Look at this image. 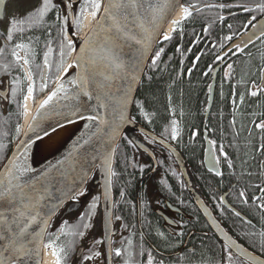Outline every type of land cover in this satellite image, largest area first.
Wrapping results in <instances>:
<instances>
[{"label":"snow or ice","instance_id":"obj_1","mask_svg":"<svg viewBox=\"0 0 264 264\" xmlns=\"http://www.w3.org/2000/svg\"><path fill=\"white\" fill-rule=\"evenodd\" d=\"M206 7L223 8L225 5H206ZM181 8V20H171V16ZM243 8L248 13L264 14V0H259L255 7L243 6ZM193 10L199 13L202 9L196 3L184 6L182 0H106V2L104 0H79V11L75 13V19L72 20V0H68L67 4L64 3V0H0V23L4 24V29L0 32V36H3V41L0 42V58L5 60H8V57L12 58L8 60L6 71L15 66L23 72L22 58L17 50L25 52L23 65H28L31 68V61L27 57L32 49L22 42L25 30L35 31L40 28L51 36V29L56 28L61 37L59 63L56 65L49 63L48 54L52 52V48L48 47V51L44 53L43 71L40 76L43 81L40 84V89L44 90L48 88L45 78L51 79L54 69L53 82L56 87L42 101L39 110L29 123L25 132L27 139L21 141L16 150L10 154L5 152L4 160L0 164V264H32L33 256H36L38 261L41 246L53 247L51 243L42 244V237L45 229L50 225V220L44 217L51 214L48 204L52 201L55 192L60 193V196L56 197L57 200L67 198L76 201L78 197L86 194L84 184L87 177L91 175L92 169L102 167L108 177L105 181L106 196L111 184L110 178L116 175L111 167V153L115 149L108 142L114 143L121 126L135 120V117L127 109L129 104L136 103L135 97L131 94L134 86L140 82V74L146 70L144 60L149 56L153 44L159 42L160 35L163 36V41L172 39L171 35L162 33L163 26L171 20L174 26L172 31L175 32L181 27L183 21L193 17ZM86 12L93 17L95 23L89 35L81 42L82 46L77 50L73 39L69 38V32L73 37L78 36L82 30ZM223 19L224 17L221 16L220 20L223 21ZM228 27L231 29L232 25L229 24ZM243 27L245 29L251 27L254 31L250 34L239 33L238 42L229 47L224 53L225 56L232 51L233 47L243 51L255 40L264 42V23L259 22L256 15H252ZM226 39L232 40L233 36L229 35ZM18 40L21 42H17ZM197 42L199 41L197 40ZM177 51L180 49L177 48ZM73 52H76L73 62L67 63V58L71 57ZM163 52V47L154 50L151 56L153 68L157 66ZM234 54L235 52H233ZM216 59L223 60L224 56H217ZM261 60H264V54L261 55ZM227 67L231 69L233 65L227 64ZM70 69L79 70L69 78ZM34 74L30 71L26 79L32 80ZM207 74L205 72V75ZM225 75L227 76L228 73ZM258 75L261 84L257 85L255 81H252L251 90L247 93L252 97L259 96L260 93L256 90L258 87L260 91L264 92V64L261 65ZM11 91L15 97L16 90L13 88ZM209 92H211V86H209ZM33 93L34 81L28 85L27 95H24L22 102H19L20 107H25L30 97L35 99ZM240 98L243 101V95ZM61 100L64 101L63 104L60 103ZM54 101H56L55 104ZM138 107L143 111V104ZM101 109L111 118L106 119L99 115ZM50 112L62 116L68 122L73 120L94 122L96 130L90 132L88 137L83 139V144H80L81 148L92 143L93 138L98 137L102 132L107 138L95 149L85 150L82 160L78 161V177H73L71 184L67 183L66 174L60 172V169L54 165H50V169L56 168V171L60 172V177H57L49 169L38 175H31L33 170L27 163V153L31 147L29 143L31 134L35 133L37 139L40 138L38 129L44 136L49 134L48 128H42L41 123ZM57 124L62 126L60 121H57ZM172 124L175 125V121H172ZM105 126H107V130ZM254 126L264 132V122L256 123ZM48 127L53 132L56 130V125ZM20 130V127L17 126L15 130L17 138ZM198 134V132H193V138ZM146 138L156 143L154 138ZM171 139H177L175 127L172 128ZM129 143L139 148L135 141L129 139ZM207 143L209 145L207 155L213 165L209 169L210 171L214 172L216 176L223 175L215 168V165L221 163V157L229 169L235 168L222 145L217 148L216 142L213 140H209ZM260 151L264 154V144L261 145ZM217 152L219 155H215ZM58 163L62 164L63 161ZM259 167L260 175L264 178V161L260 163ZM73 171L77 170L73 169ZM248 175H252L251 171L248 172ZM252 187L260 195H253L251 202L258 201L256 207L260 210L261 219L264 220V185H253ZM233 191L237 193L243 204L250 203L246 188H234ZM120 195L123 197L124 192H121ZM213 198L217 199V210L223 215L225 208L220 206L225 204L226 195L217 198L213 193ZM99 199V196L94 197L87 206L88 211L81 213L77 219L81 222L89 219L90 214L94 213L97 206L96 201ZM204 211L207 212V208ZM234 214L241 217L240 212ZM241 218L243 219V217ZM116 219L120 220L121 217L117 216ZM213 223L217 227L220 226L216 220ZM245 223L251 224V221L245 220ZM41 224L44 226L43 228H40ZM65 224L67 221L62 222L61 231ZM90 226V223L83 222L77 226L83 231L77 230L74 234L83 237ZM38 228L39 230H37ZM245 235L255 236L256 233H245ZM259 235V240H253L251 244L244 247L237 244L235 240L231 242V245L222 242L223 255L218 264H264V232ZM160 237L162 245L152 247L149 244L147 246L146 264H183L185 260H189V264H191L189 258L195 257L194 250L174 257V253L170 251L173 246L163 232L160 233ZM141 240L139 254L144 256L143 237ZM95 243H101V241L98 240ZM232 245H235V249ZM65 252V249L54 252L58 258L57 264H61ZM94 255L100 256L101 253L96 252ZM131 255L133 253L129 252V256ZM115 256L121 257L122 249H115ZM91 258L86 257V259Z\"/></svg>","mask_w":264,"mask_h":264},{"label":"flooded vegetation","instance_id":"obj_2","mask_svg":"<svg viewBox=\"0 0 264 264\" xmlns=\"http://www.w3.org/2000/svg\"><path fill=\"white\" fill-rule=\"evenodd\" d=\"M67 2L68 0H64L65 4H67ZM72 5L73 14L71 16V19L74 20L75 13L79 11V0H72ZM242 12L245 11H239L238 15H241ZM250 17H248L247 21L250 19ZM250 28H248L245 33H247ZM3 29L4 24L0 23V32H2ZM41 31L44 30L40 28H37V30L35 31L25 30L22 37V42L27 44L29 48L32 49L30 55L27 57L31 61V68L28 65H23V58H25V52L23 50H17L20 57L22 58L21 67L23 68V72H21L15 66L7 69L6 71L8 60H11L12 58L8 57V60L0 58V118L4 117V122L2 119H0V124L5 123L4 125L6 127V125L10 123L9 127L13 126L11 130L9 129V127L0 130V139L2 141L10 139L14 128H16L17 126H19L21 129L20 135L22 133V123H24V120L26 118V111L25 107H20L19 102H22L23 96L27 95L28 85L30 83H33L34 81L33 95L35 99H33L32 101L33 104H36L38 98L43 95L45 91H50L55 85V83L53 82L54 69L52 78H45L48 83V88L44 90L40 89V84L43 82L40 76L41 72L43 71L44 53L48 51V47L52 48V52L48 54L49 63L52 65H56L57 63H59L61 37L59 33L53 34L51 35V40L42 43L44 39H42V34H40ZM81 31L76 37H73L72 33L69 32V38L73 39L74 44L79 38ZM38 32L40 34V37L37 38V40L35 36L38 34ZM2 41L3 36H0V42ZM231 41L232 40H230L228 44H225L221 48L220 54H218V56H221L226 52V50L232 44ZM257 41H255L254 43H256ZM17 42L21 41L18 40ZM196 43L197 42H195V44ZM233 52H235L234 55ZM238 52L239 50L234 48L229 53L234 58V60H237ZM199 56L200 54L198 55V57ZM72 57L73 53L71 57L67 58V63L70 62ZM226 68H228L227 65L223 67V70H226ZM30 71L35 73L32 77V80L26 79L27 74ZM205 72L211 74L210 78L212 81L213 73H211L209 69H206L204 71V75ZM217 78L218 76L216 77V84ZM229 83L230 81H227V85H229ZM13 88L16 90L15 97H13L11 91ZM215 90L213 94H215ZM256 90L260 93L259 96H249V98L252 99V102L255 103V106L259 108V106L264 105V92L260 91L259 87ZM236 91H238V89L232 87L231 93H233V98ZM214 99L215 97H213L212 103H214ZM241 102L243 101L239 100V103L231 101V104H229L231 111L233 112L231 122L229 123L231 125L232 132L229 134L224 130V137H222V135L216 131L214 125H211L210 121L208 122V124L206 123L211 115L213 106V104L211 103L212 106L209 109L208 104L205 110V125L202 128V138L198 139L199 143H202V156H200L201 158L198 159V164L195 167H191L193 168V174L196 175L195 181L192 180V177H190V179L192 180L193 184L191 188L198 194V196H201V199H204L210 209L213 210V213L216 214V219L222 224L224 229L236 241H239L243 246H247L251 244L253 240H259V234L261 232H264V220L261 219L260 210L256 207V203H258V201L256 203L251 202L253 195H260V193L256 191V189L252 186L264 185V178H262L260 175L261 169L259 167L260 163L264 161V154H262V152L260 151L261 145L264 144V132H261L259 129L254 130V125H251V127L249 128V133L247 134L249 136L255 137L259 141V148L257 150L252 149L250 151V157L245 161L246 167L238 164L242 154L239 144L243 134L236 133L235 119L236 115L241 111ZM256 119H259L260 122H264V115L260 112V114L253 120ZM172 127L176 128L175 125H173ZM193 132H197V130H194ZM137 135L140 143L142 145H146V148L150 150L152 156L147 152L145 153L144 151L139 150V148L130 144L129 140H127L126 150L129 154V159L127 161L130 162V173L138 176V182L136 185H134V187L136 188L134 192L136 196L137 208L142 210L143 207H146L150 209L151 214L141 213V215L139 213V215H135L136 222H131V220L129 221V219L133 218V216L126 214L123 209L124 202H128L130 200L126 188L129 185H118L117 181L120 176H117L116 174L114 176L113 185V229L108 231L104 230V215L98 214L100 212L98 204L100 200L99 199L96 201L97 206L94 210V213L90 214L89 219L83 221L90 223L91 226L85 231V235L83 237L75 235L74 233L77 230L83 231L82 228H77L78 225L83 223L77 219L78 216L81 213L88 211L87 206L94 197L100 196L99 185H88L86 188V194L84 196L78 197L76 201H72L69 205H67L62 210V212L57 215L58 217L55 220L54 228L57 229V232L59 231V234L55 239L56 248L58 252L61 249L66 250V252L63 254L64 258L61 260V264H125L126 261L127 264H146L147 246L149 244L152 245V247L162 245V238L160 237L161 232H163L164 236L169 239L170 243H176V246L173 247V249H170V251L174 253V256H179L181 253L193 251L194 248H196L194 244L198 241L200 242L201 240H203L202 238L198 237V235L194 231L197 230V228L205 230L208 234V238L215 237L218 241V237L214 234L210 226L208 227L204 223L202 224L200 220L198 222V220H196L198 219L197 215L188 214L183 210V208H181L183 205H188L191 207V209L194 208V210L198 211L194 199H192V194L185 184L184 180L182 179L183 176L178 169L173 155L158 143H153L152 140L147 139L145 135H142L141 133H137ZM180 135L181 134L177 130V138ZM204 135H209L210 140L216 142L217 148L221 145L223 146L224 152L227 154L228 159L233 161L235 165L234 169H229L227 167V163L224 161L223 157H221V163L215 165V168H218L219 171L223 173V175L216 176L214 172L209 170L210 168H208L205 163L206 146L209 140H206ZM191 137L192 141H197L195 140L197 138V135L195 136V138H193V136ZM19 138L20 136L12 142H17ZM168 143L170 145L172 144L174 148H176V140H172V143L168 141ZM176 149L180 153L179 149ZM9 152L10 150L8 151V153ZM215 155H219V153L217 152L215 153ZM0 156H3L4 158L3 150H0ZM204 169L209 170L208 176H206ZM171 171H173L176 181L172 179ZM249 171H251L252 173L251 176L248 175ZM173 182H175L177 185H173ZM234 188H246L250 203L247 205L243 204L238 198L237 193L233 191ZM121 192H124L123 197L120 195ZM213 193L217 198L219 196L226 195L227 198L225 204L220 207H224L225 210L229 209V217H227L225 213L221 215L217 210V199L213 198ZM235 212H240L243 219L241 217H237L234 214ZM117 216L121 217V219L117 220ZM246 218L258 224L257 226L252 227L254 225L253 222V224L247 226L246 233H250V229L253 228L251 233H256L255 236H246L245 233L242 232V222L244 223ZM153 220L157 221L160 229L159 231L155 229L150 239L146 233L145 223L146 225H149ZM64 221H67V224L63 226V231H61L60 228L62 222ZM201 226L203 227L201 228ZM109 235L110 237L108 240ZM141 237H143V241L145 242L144 256H141L139 254L140 246L142 243ZM68 240H71V244L70 246H68L69 249L66 248ZM98 240L101 241V243H95V241ZM218 242L222 244L220 240ZM117 248L122 249L121 257L115 256V249ZM218 248L221 249L222 247L218 246ZM96 252H100L101 255L95 256L94 253ZM129 252L133 253V255L129 256ZM153 255L155 256V253H153ZM86 257L92 258L86 259ZM156 258L158 259L159 257Z\"/></svg>","mask_w":264,"mask_h":264},{"label":"trees","instance_id":"obj_3","mask_svg":"<svg viewBox=\"0 0 264 264\" xmlns=\"http://www.w3.org/2000/svg\"><path fill=\"white\" fill-rule=\"evenodd\" d=\"M183 1L184 6L189 3H196L202 10L199 13L193 10V17L183 21L181 27L172 33L170 41L158 43L156 50L163 47L164 52L155 68L151 66L150 61L139 86L137 96H135L136 103H134L132 116L135 117L134 121L146 130L171 143L172 121H175L176 130L181 134L176 139V148L179 149L185 159L192 180L195 181L196 175L193 174V168L191 167H195L198 164V159L202 156V143H199L198 139L202 138V128L205 125V110L208 106L209 86L210 82H212L211 74L204 75V71L220 54L221 48L229 43L230 40L226 39L227 36L232 35L233 39H236L239 33H245L248 30V28L245 29L243 27L247 23L248 17L245 14L248 12L241 15H238V12L244 11L243 6L255 7L259 0ZM206 5H225V7H206ZM232 14L235 17H226V15ZM251 14L256 15L257 20L261 17L264 18V14L259 12ZM221 16L224 17L223 21L220 20ZM229 24L232 25L231 29L228 27ZM205 29L207 30L206 32ZM57 33L56 28L51 29V35ZM234 33L237 35H233ZM40 34H42V39H44L42 43L52 39L45 31H41ZM40 34L38 32L35 38H39ZM195 42L197 43L195 44ZM177 48L180 51H177ZM199 54V60H197ZM262 54H264V42L259 40L243 51L238 52L237 60H235L238 61L236 66L233 65L231 69L226 68V70H223V74L222 71L221 74H218L211 115L206 121L207 124L210 121L211 125H214L216 131L222 137L225 136L223 135L224 130L229 134L232 132L229 123L233 112L229 105L231 104L229 97L232 87L237 88L238 91L235 92L234 96L235 102L241 100V95H243L244 99L241 102V111L236 115L235 124L240 128L242 127V130L246 129V132L242 133V139L239 144L242 154L238 164L245 167V161L250 157V151L259 148V141L247 134L249 133L251 120L260 114L247 93L251 90L252 81H255L257 85L261 82L260 76H254L257 75L258 67L264 64V60H261ZM226 73H228L227 76L225 75ZM227 81H230L229 85H227ZM140 104L144 105L143 111L138 107ZM0 119L4 122V117ZM4 124H0V130L9 127L10 123L6 127ZM12 127H9V129L11 130ZM15 130L16 128H14L10 139L6 141L0 139V150H3L4 154L11 149L12 144H14L12 141L17 139ZM194 130L199 133L195 139L197 141H192L191 136ZM126 142L127 140L122 139L119 150H117L114 172L117 176H120L119 179L117 177L118 185H129L126 188L130 200L124 202L123 209L126 214L133 216L129 221L136 222L135 212L137 205L134 185L138 182V176L129 171L130 162L127 161L129 154L126 150ZM3 160V156H0V164ZM171 175L172 179L176 181L173 171H171ZM173 185L177 184L173 182ZM181 208L188 214L195 215L197 213L194 208L191 209L188 205H183ZM143 210L145 213H151L150 209L146 207H143ZM54 225L55 222L46 237L47 242L54 240L55 235H57V229L54 228ZM145 229L151 239L155 229L159 231L160 226H158L157 221L153 220L149 225L145 223ZM167 240L169 241V239ZM218 241L215 237H212L204 238V240L195 243L196 248L194 250L196 255L189 258L191 264H218L222 257V248H218V246L222 247V244ZM171 245L175 247L176 243L172 242ZM183 264H189V260H185Z\"/></svg>","mask_w":264,"mask_h":264},{"label":"water","instance_id":"obj_4","mask_svg":"<svg viewBox=\"0 0 264 264\" xmlns=\"http://www.w3.org/2000/svg\"><path fill=\"white\" fill-rule=\"evenodd\" d=\"M104 2H106V0H104ZM182 4L184 5V1L183 0H182ZM179 11H180V9L177 10L175 12V14H173L171 16V20H173L175 18L176 14ZM102 14L103 13L101 12V15ZM171 20L163 26L162 32H164V30L168 27V25L171 23ZM259 22L264 23V18L260 19ZM252 31H254V29L250 28V30L246 34H250ZM88 35H89V33L86 36H84V38H86ZM102 35L103 34L101 33V36ZM245 38H246V36H245ZM161 41L163 42V36L162 35H160L158 43H160ZM255 41H257V40H255ZM81 42L78 45H76L77 46V50H78V48L80 46H82ZM237 42H238V39H237V41L235 43H237ZM158 43L153 44L152 49H150V51H149V56L146 57L145 60H144V64L146 65V70L140 74V82H139V84L137 86H134V90H133V92L131 94L134 97L137 96V93H138V90H139V86H140V84H141V82L143 80V77H144V75H145V73L147 71L148 65H149V63L151 61V56L153 55L154 50H156V48L158 46ZM235 43H232L230 46H234ZM232 49H234V47ZM75 56H76V52H75L74 58H75ZM215 84H216V73L213 74V80H212V83L210 85L211 86V92L208 93L209 94V103H208L209 104V106H208L209 109L212 106L211 103L213 102V97H214L213 93H214V90H215ZM44 99H46V98H44ZM135 100H136V97H135ZM53 103L55 104L56 101H54ZM60 103L63 104L64 101L61 100ZM133 107H134V104H129L128 109H127L128 112H130L131 114L133 113ZM39 108H40V106L38 107L37 111L39 110ZM37 111L34 112L35 114L33 115V117L36 115ZM99 115L105 117L106 119H110L111 118L108 114L105 113V111L103 109L100 110ZM32 119L30 120V122L32 121ZM57 121H60L62 126H63V125H67V124L72 123V122L77 121V120H73L72 122H68V121L64 120V118L62 116H57L54 113L50 112L48 114V116L45 117V119L42 121L41 127L42 128H44V127L50 128V127H48L49 125H56V128L61 127L60 124H57ZM29 123H28V125H29ZM27 128H28V126H27ZM27 128H26V131H27ZM105 129L107 130V126H105ZM95 130H96V127H95V125H93V128H92V130L90 132H94ZM26 131H24L22 133V136H20V139L17 141V143L15 144L16 146L13 148V150L11 152L16 150V148L18 147V145L20 144L21 141L27 139V137L25 136V132ZM37 131L40 132V134L42 132V131H40V129H38ZM137 131H139L141 134L145 135L146 137L154 138L156 143H158L159 145L164 147L166 150H168L173 155V157H174V159H175V161L177 163L178 169L180 170V172H181V174L183 176L182 179H184L185 184L187 185V187L189 188V190H190V192L192 194V197H193L192 199H194L196 207L198 208V210H200L203 213V215L206 218L205 220L208 221L212 231L218 237V240H220L221 242L228 243V244L231 245V242L233 240H235V239L224 229L222 224H220V222H218V220L215 219L216 217L214 216L213 212H211L210 207L206 204L204 199H201V196H198V194L191 188V186L193 184H192V180L190 179L191 176L189 174V170H188V168L186 166V162H185L184 158H182V155L177 151L176 148H174L172 145H170L164 139L160 138L159 136H156L152 132H149V131L143 129L136 122H132V123H128V124L122 125L121 128H120V132H119L117 138L115 139V142L114 143H111L110 141L108 142L110 144V146L115 149V151H113L111 153V159H112L111 167H112V170H113V167H114L115 157H116V153H117L116 150H117V148H118V146H119V144L121 142V139L124 136H127L128 140L131 139L132 141H135V144L139 145V150H142L145 153L147 152L149 155L152 156V153L150 152L149 149L146 148V145H142L140 143L139 139H137L138 138L137 134H136ZM89 134L90 133H88V135ZM88 135L84 139H86L88 137ZM36 139H37L36 138V134L35 133L31 134V139L29 140V143L31 144V146L33 145L32 143H34ZM106 140H107V138L105 137L104 133L102 132V133L99 134L98 137H94L93 138V142L90 143L89 145H84V147L81 148L80 144H83V141H82L77 146V148L74 149V151L69 152L67 155H65L61 159L51 163L50 165L56 166V168L60 169V172L65 173L66 176H67V183L71 184L73 177H78V174H79L78 173V169H79L78 161L82 160V157H83V154H84L85 150L86 149L93 150V149H95L97 147V145H99L100 143L105 142ZM208 147H209V145L207 143L205 163H206V166L208 168H212L213 165L210 163V158L207 155ZM30 148L28 149V151L30 150ZM60 161H63V163L62 164L58 163ZM50 165H48L47 167H45V168L41 169L40 171H37V172H35V173L31 174V175L35 176V175H38V174L42 173L44 170L49 169L57 177H60V172H57L56 168H51L50 169ZM73 169H76L77 171H73ZM106 179H108V177L105 175L104 168H102V167L101 168H93L92 172H91V175H89L87 177V180H86V182L84 184V187L86 188L88 185H99V188H100V200H99V203H98L99 207H100V213L99 214H103L104 215V222H103L104 223L103 224L104 225V230L108 231V230H112L113 229V214H112L114 212V193H112L113 192V187H112V185H113V176L110 178L111 179V184H110V187L108 188L107 194L105 196V181H106ZM58 196H60V193L59 192H55L52 201L48 204V210H49V212L51 214L48 215V216H45L44 218L50 220V225L45 229L44 235L42 237V244L46 243V237H47V234L49 232L50 226H51L52 222L54 221V219L67 206V204H69V203H71L73 201V200L67 199V198H62V200H57L56 197H58ZM205 208H207V212L204 211ZM214 220H216L218 222V224L220 225L219 227H217V225L213 223ZM43 227L44 226L41 224L40 228H43ZM37 230H39V228ZM109 237H110V235L108 236V240H109ZM237 244H239V243L237 242ZM240 246L244 247L243 245H240ZM232 247H233V249H235V245H232ZM43 248H44L43 246L40 247L38 261H37V257L33 256L32 264H42V259L41 258L43 257V251H44Z\"/></svg>","mask_w":264,"mask_h":264},{"label":"bare ground","instance_id":"obj_5","mask_svg":"<svg viewBox=\"0 0 264 264\" xmlns=\"http://www.w3.org/2000/svg\"><path fill=\"white\" fill-rule=\"evenodd\" d=\"M244 13L245 12H242V14H244ZM89 15L85 18V25H84V30H83L82 36H79V38L76 40V45H78L84 39V36H86L90 32L92 27H93L92 25L94 24V19L92 17H90ZM245 15L247 17H250L253 14L247 13ZM181 16H182V8L176 14V16H175V18L173 20L179 21V20H181ZM233 16H234V14L226 15V17H233ZM260 19H262V17ZM173 27H174L173 24L170 23L168 25V27L166 28V32L165 33L171 35L173 33V31H172ZM236 41H237V37H236V39L235 38L232 39L231 42L235 43ZM221 56H224L223 60L215 59V60L212 61V64H210V66L208 67V69H211L210 70L211 73H213V74L216 73V77L223 70V67L226 66L227 64L233 63L232 65H235V66L237 64V62L230 55L229 52H228V55L225 56L223 54ZM73 60L74 59H71L69 63H72ZM78 70L79 69H75V70L70 69L69 70V72H70L69 78H71V75H74L75 71H78ZM259 70H260V67H258L257 75L254 76V77H257V76L259 77V75H258ZM210 83H212V82H210ZM66 86H68L67 83H66ZM229 98H230V101H235V98H233V93H231ZM32 101H33L32 97H30L28 99V101H27L26 106H25V111H26V122L24 123L25 125H27L28 122H30V119L32 118V116L34 114L32 112H34L35 108H37L40 105V103H42L41 99H40V101L38 100L39 102L37 104H35V103L33 104ZM237 102L239 103V101H237ZM258 110H259V112H261V114L264 115V105L259 106ZM250 123H251L250 124V127H251L252 124L255 125L256 123H260V120L259 119L251 120ZM93 125H94V122H91V121L77 120V121H74V122L69 123L67 125H63L61 127L56 128V130L54 132L52 131L51 128H48L49 134L47 136H44L43 133L41 132L40 138L36 139L35 142L32 143L33 145L31 146L30 150L27 153V163L33 170L31 174H33V173H35L37 171H40L41 169L47 167L51 163L61 159L62 157L67 155L69 152L74 151V149L77 148V146L83 141V139L88 135V133H90V131L93 128ZM138 125L141 126L140 124H138ZM141 127L143 129H145L143 126H141ZM256 129L257 128H255V126H254V130H256ZM235 131L238 134H242V133L246 132V129L242 130V127L240 128L237 125ZM137 133H140V132L137 131L136 134ZM204 136H205L206 140H210L209 135H204ZM122 139L127 140L128 137L124 136ZM122 139H121V142H122ZM165 141H167V140H165ZM121 142H120V144H121ZM16 143L12 144L9 154L11 153L13 148L16 146L15 145ZM120 144H119L117 150H119ZM117 153H118V151H117ZM217 170H219V169L217 168ZM204 171L206 173V176H208L209 170L208 169H204ZM113 185H114V176H113ZM113 185H112V187H113ZM90 190H94V189H90ZM99 190H100V188H99ZM113 192H114V189H113ZM197 210H198V208H197ZM228 210H225V215L227 217L230 216V212ZM211 212H213L212 209H211ZM135 213H136V215H139V213L140 214L141 213L142 214H151V213H145L143 209L140 210L139 208L136 209ZM213 214H214V216L216 215L215 213H213ZM195 215L198 216V219H196V220H198V221L200 220L202 222V224L204 223L208 227L210 226L208 221L205 220L206 218H205V216L203 215V213L200 210H198ZM245 220L251 221L248 218H246ZM253 222L251 221V224H253ZM257 225L258 224H256L254 222V225L252 227L257 226ZM247 226H250V224L245 223V221H244V223L242 222V232L243 233L247 232ZM202 227L203 226H201V228ZM252 227H250V228H252ZM252 229H250V233H251ZM194 231L196 232L198 237L202 238L203 240H204V238H208V234H207V232L205 230L197 228V230H194ZM237 242L240 245H242L239 241H237ZM55 243H56V241H54V245L56 247ZM70 244H71V240H68L67 241V245L70 246ZM43 249H44L43 257L41 258L42 259V264H57V259L58 258L54 254L55 251L53 249H51V248H46V247L43 248Z\"/></svg>","mask_w":264,"mask_h":264},{"label":"rangeland","instance_id":"obj_6","mask_svg":"<svg viewBox=\"0 0 264 264\" xmlns=\"http://www.w3.org/2000/svg\"><path fill=\"white\" fill-rule=\"evenodd\" d=\"M32 118H33V116H32ZM32 118H31V119H32ZM133 150H134V149H133ZM1 160H2V159H1ZM58 234H59V231H58ZM55 238H57L56 235H55ZM48 243H51V244L53 245V247H51V249H53L55 252H58L57 248H56L55 245H54V240L47 242V244H48ZM46 248H49V247H46ZM66 248L69 249V247H68L67 244H66Z\"/></svg>","mask_w":264,"mask_h":264}]
</instances>
